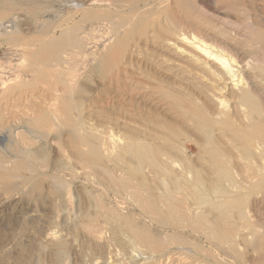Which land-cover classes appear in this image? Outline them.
Here are the masks:
<instances>
[{"label": "bare ground", "instance_id": "1", "mask_svg": "<svg viewBox=\"0 0 264 264\" xmlns=\"http://www.w3.org/2000/svg\"><path fill=\"white\" fill-rule=\"evenodd\" d=\"M78 1L82 5L78 7L80 17L94 26L98 24V32L102 31L93 32L97 38L94 42L103 45L96 55L99 63L115 62L132 35L138 33L163 53L158 54L161 59L157 57L159 72L172 75L176 71L189 88L197 89V96L174 90L163 91V96L198 134L201 151L209 158L207 171L211 175L201 177L195 173L194 165L181 167L174 159L175 138L182 134L177 127L159 122L145 133L137 130L119 138L99 133L77 112V89H72L69 72L65 74L68 79L61 74L65 62L66 66L76 63H67L65 49L81 50L80 35H74L77 26L62 29L54 37L52 31L49 33L50 20L40 18L38 29L44 30L43 35L23 45V54L18 50L22 55H18V68L24 75L29 71L40 79L61 82L63 88L14 89L11 77L16 73L19 79L20 71H0V142H4L7 151L0 149L4 151H0V189L9 192L30 181L31 191L39 189L41 178L48 174L45 151L36 143L42 140L52 144L62 132L72 158L93 175L90 180L103 192L111 189L127 196L140 212L137 216H124L99 197L93 198V211L85 210L73 224L91 239L102 240V218L111 224L115 234L125 235V241L118 244L129 246V250L132 247L134 264H264V19L239 27L220 8L206 11L209 3L216 7L222 0H109L105 12L95 8L104 0ZM256 1L249 3L254 5ZM45 2L32 0L24 5L37 13L47 5ZM16 6L22 5L0 0V20L10 14L9 22L16 21L17 17L11 14ZM9 27L8 30L0 22V34L8 40L17 38L20 32L14 25ZM86 33L82 34V41L90 37ZM156 89L172 87L159 83ZM96 112L100 110L89 109L87 114L93 117ZM212 138L224 140L226 148L239 153L242 161L238 176L220 157L222 152ZM51 182L68 207L69 183L59 177ZM67 207L61 216L68 220ZM57 235L48 231L45 238L47 242L57 241L61 247ZM60 252L54 254L56 260L61 257Z\"/></svg>", "mask_w": 264, "mask_h": 264}, {"label": "rangeland", "instance_id": "2", "mask_svg": "<svg viewBox=\"0 0 264 264\" xmlns=\"http://www.w3.org/2000/svg\"><path fill=\"white\" fill-rule=\"evenodd\" d=\"M13 1L22 5L14 7L11 11L12 16L17 17L16 21L13 23L9 22V14L0 20V22H3L8 30L11 28L9 26L14 25L20 34L17 38L12 40H8L3 34H0V71L3 70L1 73L11 72L12 70H16L17 73H19L20 71L19 79L20 74H22V79L19 80L18 74L15 73L16 76L14 75L11 77L13 80L11 78L9 80V82L12 80V85L13 83L15 84L14 89H62L63 84L61 82L58 83L50 79H40L28 70V72L25 71L28 75H24L23 70H19L18 68V62L21 60L19 57L22 56L19 54V51H23V45L43 35L42 31L44 32V30L38 29V27L41 28L42 20H45V18L50 20L49 33L52 31L50 34L53 33L52 36L54 37H57L62 29H70L77 26L75 27L76 32H74V35L77 37L80 35L78 40H81L80 43L83 42L80 44L81 52L78 50L79 48L70 47L66 48L64 51V56L69 59L67 63L73 61L75 63L76 61L75 65L77 66L74 65V67L73 64H71L72 67L68 64V66L71 67L70 69L65 65V62L62 68L64 72L61 73L64 74L62 76L64 79L69 75L71 84H73L72 89H77L75 94L78 103L77 112L82 117H85L88 122L92 123L93 127L99 133L107 132L118 138L123 137V135L128 132L132 133L137 130L145 133L153 129L159 122L174 128L177 127L176 130L179 133L182 132V134H178L175 138L174 144L176 150H173L174 159L181 164V167H191L194 165L193 168L195 167L196 169L195 173L201 177L206 178V176L208 177L211 175L207 171L209 158L206 153L201 151V145H199L201 140L198 134L192 130L193 128L188 122L180 118L176 111L166 103L167 101L163 96V91L166 90H174L179 93H191L197 96V89L189 88L190 86L185 81V78L176 71H174L175 73L173 72L172 75H165L158 71L157 66L160 61H157V57L161 59V56L158 54H163L160 50L152 47L150 43L145 42L138 33H135L127 44L128 47L126 48L125 46L122 48L123 52L121 50L115 62H111L109 65L99 63L96 55L101 53V47L103 45L94 42L97 38L95 40V35L93 36V32H98L99 25L97 24L94 26L95 23L92 24V22L80 17L82 13L78 7L80 8L82 5L78 0H46L47 3H45L47 5H43V9L39 10L37 13L30 11L24 5L25 2H31L32 0ZM109 2V0H104L102 3H97L95 8L97 10L99 9L100 12H105ZM209 4L205 6L206 11L211 12L213 8H220V10L228 14L229 17L231 16L230 19L238 23L239 27L247 26V23L250 21L264 19V0H257L254 5L250 4L249 0H222V3H219L216 7L215 5L211 4V6ZM226 5L228 7H226ZM46 7L50 9L49 12L51 13L48 12V9L45 10ZM40 18H42V20ZM70 20L71 22L73 21V23H71ZM85 22L88 24L91 23L90 26L93 25L94 28L93 26L90 27L88 24H85ZM37 23L38 25H36ZM80 25L82 26L81 30H76L81 27ZM91 28L94 31H92ZM91 31L92 34L89 33ZM83 33H86L84 34L86 37L90 36L89 38H85L86 41H82L81 39V37L83 39L85 37L82 35ZM89 39L93 40V42ZM78 52L80 54L83 53V55H80ZM85 52H87V55ZM21 53L23 54V52ZM18 55L20 56L18 57ZM4 67H6L5 71ZM7 67L13 68L7 70ZM66 72H69V74ZM74 75L75 78L73 77ZM26 76H29V79L28 77L27 80L23 78H26ZM159 83L172 87V89H156V85ZM113 89L115 90L113 91ZM89 109H94L96 111L100 110V113L96 112L93 114V117H91L87 114ZM141 121H143V124ZM58 137H60L59 140L57 139ZM58 137L52 144L51 141L42 140L36 143L38 147H41L43 151H45V163L48 174V176L41 178L39 189L31 191V181L23 183L9 192L0 189V264H134L135 260L130 256L134 252L131 249L132 247H130L132 252L130 253L129 248H127L129 246L123 247L121 243L118 244L120 240L125 241L124 239L126 238L123 239L125 235L115 234L110 223L100 218L99 228L103 238L97 241L91 239L73 224L81 218L85 210L93 211V198L96 197H99L107 205L109 204L108 206H111L114 210L118 209L122 215L125 214L124 216H137L140 214L139 209L134 204H131L132 202L130 199L123 194L116 193L111 189H107L103 192L101 186L94 183L93 180H90V178H93V175L86 171V168L80 166V164L75 161L74 157L72 158V151H70L68 147H65L66 134H62L61 132ZM223 141L220 142L212 138L213 144L222 152L220 157L223 159L225 158L227 166L229 165L233 174L238 176V173H240L239 163H241L240 161H242V159L239 157V153L226 148ZM4 146V142H0V149L2 150L4 148L3 150L6 151V146ZM61 148H64V150ZM200 170H202L203 173ZM235 171L237 174L234 173ZM54 177L63 178L67 184L69 183L68 187L71 188V191H69L71 200L68 202V207L66 206L67 203L64 206L58 193L54 191L51 182ZM87 177L93 183L88 182L89 180L85 181ZM25 186L28 188H25ZM24 188L26 189L25 192ZM73 195H75V197ZM92 195L94 197H92ZM3 198L6 199L3 200ZM5 201L6 203H3ZM128 201L129 203H127ZM66 207V211L68 212L65 211V214L67 216L70 215L68 216V220L61 216ZM12 216L16 218H12ZM48 231H54L58 234V241L62 244L61 247L57 244V241L47 242L45 234ZM199 242L202 245L206 244L203 240ZM57 251L61 253V257L58 260L54 258V254ZM225 259L230 258L225 257Z\"/></svg>", "mask_w": 264, "mask_h": 264}]
</instances>
